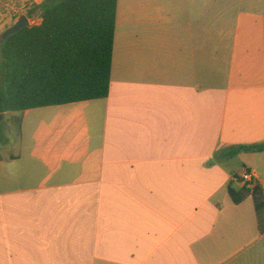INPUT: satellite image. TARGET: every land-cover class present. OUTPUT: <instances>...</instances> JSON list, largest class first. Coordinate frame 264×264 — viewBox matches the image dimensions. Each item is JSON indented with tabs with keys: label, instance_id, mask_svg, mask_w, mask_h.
I'll use <instances>...</instances> for the list:
<instances>
[{
	"label": "crops",
	"instance_id": "obj_1",
	"mask_svg": "<svg viewBox=\"0 0 264 264\" xmlns=\"http://www.w3.org/2000/svg\"><path fill=\"white\" fill-rule=\"evenodd\" d=\"M262 6L227 34L118 2L108 97L13 113L0 141V264H264L253 197L230 194L244 168L264 190V150L239 149L264 143Z\"/></svg>",
	"mask_w": 264,
	"mask_h": 264
},
{
	"label": "trees",
	"instance_id": "obj_2",
	"mask_svg": "<svg viewBox=\"0 0 264 264\" xmlns=\"http://www.w3.org/2000/svg\"><path fill=\"white\" fill-rule=\"evenodd\" d=\"M118 2L43 0L29 8L27 17L41 21L1 37L0 115L108 97ZM21 122L19 116V133ZM239 149L264 150V143ZM230 194L236 204L253 197L264 232V190L259 183L254 188L230 187Z\"/></svg>",
	"mask_w": 264,
	"mask_h": 264
},
{
	"label": "rangeland",
	"instance_id": "obj_3",
	"mask_svg": "<svg viewBox=\"0 0 264 264\" xmlns=\"http://www.w3.org/2000/svg\"><path fill=\"white\" fill-rule=\"evenodd\" d=\"M207 1V11L204 10L205 0H119V11L121 18V11L125 7L135 8L140 4H144L149 10L154 9L156 6L165 4L167 11L171 15H175L180 20H188L200 18V15L206 13V18L209 19L213 16V20H223L227 26L228 33L230 34L231 25L236 19V15L240 9L252 8L259 4L264 5V0L256 3L255 0H212L211 5ZM37 4L35 0H0V44L2 34L16 23L22 15H26L29 8ZM264 7V6H262ZM198 16V17H197ZM30 24L34 25L41 20L39 17L29 19ZM14 23V24H15ZM123 29L118 28V38L122 35ZM215 34V32H214ZM20 114V113H17ZM0 125L3 126L0 133V141L7 142L9 146L16 147L19 137L18 117L11 112L0 116Z\"/></svg>",
	"mask_w": 264,
	"mask_h": 264
},
{
	"label": "built area",
	"instance_id": "obj_4",
	"mask_svg": "<svg viewBox=\"0 0 264 264\" xmlns=\"http://www.w3.org/2000/svg\"><path fill=\"white\" fill-rule=\"evenodd\" d=\"M234 180L250 188H254L258 184L256 173L249 168L242 169L234 176Z\"/></svg>",
	"mask_w": 264,
	"mask_h": 264
},
{
	"label": "water",
	"instance_id": "obj_5",
	"mask_svg": "<svg viewBox=\"0 0 264 264\" xmlns=\"http://www.w3.org/2000/svg\"><path fill=\"white\" fill-rule=\"evenodd\" d=\"M26 26H32L30 24L29 18L27 17V15H22L20 17V19L10 28H8L3 34H2V38L6 39L8 38L10 35L17 33L19 30H21L22 28L26 27Z\"/></svg>",
	"mask_w": 264,
	"mask_h": 264
}]
</instances>
